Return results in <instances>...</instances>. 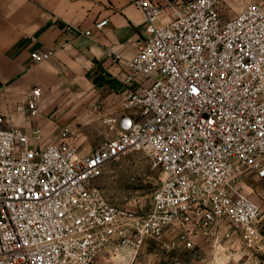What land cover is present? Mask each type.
Returning a JSON list of instances; mask_svg holds the SVG:
<instances>
[{
	"label": "built area",
	"instance_id": "1",
	"mask_svg": "<svg viewBox=\"0 0 264 264\" xmlns=\"http://www.w3.org/2000/svg\"><path fill=\"white\" fill-rule=\"evenodd\" d=\"M130 2L145 15V39L133 58H113L133 87L102 118L112 137L84 154L66 126L59 143L39 147L40 127H5L0 116V264H94L105 251L114 264H142L150 248L175 256L235 236L249 250L258 244L260 208L237 182L264 180V4L225 19L223 0ZM42 94L33 88L15 111L37 118ZM132 152L160 172L145 215L96 186Z\"/></svg>",
	"mask_w": 264,
	"mask_h": 264
},
{
	"label": "crops",
	"instance_id": "2",
	"mask_svg": "<svg viewBox=\"0 0 264 264\" xmlns=\"http://www.w3.org/2000/svg\"><path fill=\"white\" fill-rule=\"evenodd\" d=\"M251 3L264 4V0H223L224 18L236 16ZM104 19L108 24L89 37L78 31L92 30L95 22ZM144 39L145 15L130 0H0V116L5 118L4 126L26 132L40 127L43 140L34 142L39 147L59 143L66 126L77 130L82 140L92 138L102 118L120 111L122 96L133 87L125 84L127 67L113 58H133ZM50 50L55 52L51 59L33 62L32 54ZM35 87L43 94L40 113L30 120L15 110Z\"/></svg>",
	"mask_w": 264,
	"mask_h": 264
},
{
	"label": "rangeland",
	"instance_id": "3",
	"mask_svg": "<svg viewBox=\"0 0 264 264\" xmlns=\"http://www.w3.org/2000/svg\"><path fill=\"white\" fill-rule=\"evenodd\" d=\"M71 140L84 154H88L101 145L107 138L115 134L114 130L105 126L101 121L93 131L90 139H81L75 130ZM238 185L245 195L253 200L260 208L257 220L260 239L255 249L249 250L235 236L228 242L218 246L208 243L175 256L155 254L152 248L148 249L142 262H173L178 258L181 262H219V264H264V180L254 174L246 173L238 179ZM160 185V172L151 169L149 159L139 152H132L109 164L104 174L96 180V186L101 189L105 197L113 204L145 215L152 205V198ZM203 248L208 250L203 251ZM95 262H111L105 251Z\"/></svg>",
	"mask_w": 264,
	"mask_h": 264
}]
</instances>
